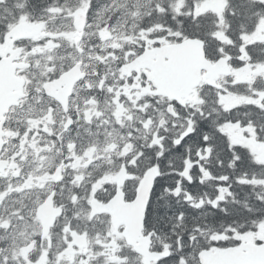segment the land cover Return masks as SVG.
Masks as SVG:
<instances>
[{
    "label": "flooded vegetation",
    "instance_id": "af4514ba",
    "mask_svg": "<svg viewBox=\"0 0 264 264\" xmlns=\"http://www.w3.org/2000/svg\"><path fill=\"white\" fill-rule=\"evenodd\" d=\"M199 1L202 8L193 0L190 13L189 0H34V13L25 9L18 17L71 22L67 53L77 59L29 79L25 23L14 49L0 53L20 49L26 65L19 71L24 98L3 126L0 264H76L72 255L91 249L93 238L105 252L80 264H143L131 259L125 226L113 220L118 205H110L118 194L132 203L147 171L159 167L162 175L163 166L168 170L156 181L145 220L154 249L158 196L171 212L177 203L181 216L214 218L196 226L184 218L193 250L183 264H201L203 251L264 247V14L247 18L234 9L223 18L220 6L212 3V11ZM187 39L201 40L208 62L222 72L203 70L189 98L159 94L152 71L158 50ZM149 51L156 53L145 60ZM57 248L70 257L55 256Z\"/></svg>",
    "mask_w": 264,
    "mask_h": 264
},
{
    "label": "water",
    "instance_id": "95a60500",
    "mask_svg": "<svg viewBox=\"0 0 264 264\" xmlns=\"http://www.w3.org/2000/svg\"><path fill=\"white\" fill-rule=\"evenodd\" d=\"M81 25V23H79ZM20 27L15 28L6 36V42L13 46L12 38H19ZM200 44V45H199ZM199 40H186L182 44L162 49L160 53L168 56L171 62L168 66L154 72V81L159 90L166 94L167 87L174 94L188 95L199 83V74L205 68V55ZM17 55L0 60V151L2 148V126L10 108L16 106L23 98L24 81L17 77L18 69L23 65L15 64ZM71 76V74H69ZM67 75L68 77H70ZM64 78V82L68 80ZM166 81L168 84H166ZM161 83V84H160ZM159 176L158 169L148 172L138 189V196L132 204H124L123 196L119 195L112 203L118 205L115 212L116 226L126 225L125 236L129 245L133 246L138 254L145 258V263L158 261L169 254L150 252V237H143L144 219L155 180ZM123 203V204H122ZM202 264H264V248L244 246L242 249H230L223 252H203L200 255Z\"/></svg>",
    "mask_w": 264,
    "mask_h": 264
},
{
    "label": "rangeland",
    "instance_id": "374dc122",
    "mask_svg": "<svg viewBox=\"0 0 264 264\" xmlns=\"http://www.w3.org/2000/svg\"><path fill=\"white\" fill-rule=\"evenodd\" d=\"M2 1L0 0V14L6 13L5 7L2 5ZM221 7H225L224 2L221 0H207L204 2L205 7H211L210 10L216 9L214 5ZM203 5H200L202 8ZM2 16H0V23H2ZM52 17V16H50ZM37 18V17H36ZM32 22H27L26 18H15L9 19V24L7 30H10L17 23H25L26 24V32L27 37L23 41V44L27 50L26 59L29 65L33 66V71L31 69L28 72L29 79L32 81H37L39 77L48 75L54 71V68L57 66H64L67 62L71 63L75 59H77L76 54L73 52L67 53L68 48L71 46L72 42H70V35L74 31L73 24L71 22H64L65 24H49V20L46 22L40 21L39 18ZM221 25L224 24V21L221 20ZM6 30V31H7ZM7 52L6 47L3 43L0 44V53L4 55ZM57 57H59L57 59ZM92 248L85 250V248L76 251L72 256L76 258V264L82 263L84 260L92 259V257H98L105 252L104 244L100 242L98 239L93 238L92 240ZM98 247V250L96 249ZM84 250V251H83ZM50 249H47V252H50ZM83 252V253H82ZM97 252V253H96ZM109 252L113 253V256L116 255V251L113 249L109 250ZM55 256H63L65 258L70 257L66 253V250H60L59 248L54 251ZM115 253V254H114ZM76 254V255H75ZM100 255V256H98ZM71 256V257H72Z\"/></svg>",
    "mask_w": 264,
    "mask_h": 264
},
{
    "label": "trees",
    "instance_id": "16d2710c",
    "mask_svg": "<svg viewBox=\"0 0 264 264\" xmlns=\"http://www.w3.org/2000/svg\"><path fill=\"white\" fill-rule=\"evenodd\" d=\"M21 1H24V0H21ZM29 1H30L29 5H28V7H30L29 10L32 13H34L31 10V8L34 9L33 4H32V0H29ZM235 1H239V0H235ZM235 9H237L236 13H238L240 16L247 17V18H252V16H255V14H253V11H255L254 6L241 5V6H238V8L235 7ZM4 28L5 27L1 26V23H0V44L3 43V34H4L3 30H4ZM162 171H163V174L166 173V169L164 166L162 167ZM163 174H162V177H164ZM164 204H166V202H164ZM153 209L157 210L156 208H153ZM159 209H161V210H157L158 214H156V212H155V221L156 222H155L154 227H155L156 232H158L157 236H159V233H163V235H165L166 237L169 236V233L167 234L165 232V230H167L169 228L164 229V231L160 232L159 231L160 227H163V228L170 227L171 229H173V231L170 233V234H172L171 240H163V239H159V240L160 241L162 240V243H164L166 246H169L170 249L174 252V254L178 253L181 256L184 255L185 257L189 256L188 250H193L192 249L193 244L191 242L192 237L191 236L188 237L189 229L183 227L184 226V218H186L187 215H189L190 219L191 218L193 219V220L191 219L192 221L189 223L190 226L191 225L196 226L198 224L205 225V224L213 223V220H214V218H211L209 215L197 214V212H195V211H194V213H192V212L184 213V216H181V212L176 211L178 209L177 203H174V211H172L171 213L166 210L167 208L164 205L159 207ZM183 209L184 210H186V209L192 210L190 207H184ZM157 225H158L159 229H157ZM187 243H188V245H187ZM199 248H201V245H199L198 249ZM134 256H136V255H134ZM180 258H184V257H180ZM178 262H180V260L176 261L177 264H178Z\"/></svg>",
    "mask_w": 264,
    "mask_h": 264
},
{
    "label": "bare ground",
    "instance_id": "6f19581e",
    "mask_svg": "<svg viewBox=\"0 0 264 264\" xmlns=\"http://www.w3.org/2000/svg\"><path fill=\"white\" fill-rule=\"evenodd\" d=\"M32 4H33V6L35 5V2H34V0H32ZM28 5L29 4H25V1H20V0H10V4L8 5V7L6 8V10H8V12L6 13V14H9L10 15V19H15V18H18L19 16H21V14L24 12V10L25 9H30V7H28ZM168 169H167V167H166V171H167ZM161 178H162V175L160 174V176H159V178L158 179H160L161 180ZM157 179V183H158V180ZM164 202H166L161 196H158L157 197V199H156V202H155V204H154V206H155V208L157 209V210H161V209H159V207H161L162 205H164V206H166V210L167 211H169L170 213H171V207H170V205L168 204V203H166V204H164ZM165 210V209H164ZM241 213V212H240ZM156 214H158V211L156 212ZM167 214V213H166ZM240 216V214H239V212H237L236 213V218L237 217H239ZM241 217V216H240ZM236 218H234L235 220H237ZM240 219V218H239ZM244 220V219H243ZM240 221V220H239ZM239 221H237V222H239ZM153 228H155L154 226H153ZM167 228H169V229H167ZM157 229H159V227H158V225H157ZM164 229H167V230H165V232L168 234L169 233V236L168 237H166L165 235H163V233H159V236H157L158 237V239H163V240H171L172 239V234H170L172 231H173V229H171L170 227H166V228H163V227H160V229H159V231L160 232H162V231H164ZM155 232H156V230H155ZM156 233H158V232H156ZM156 235H158V234H156ZM151 237H152V235H151ZM151 239V242H152V238H150ZM188 241V240H187ZM187 245H188V243H187ZM189 255H190V252H189ZM173 256V257H172ZM180 257H184L185 258V256L183 255V256H181V255H179L178 253H176V254H174V252L172 251V255H171V258H173V263L174 264H177L175 261H178V260H180V262H178L179 264H183V262L181 261L183 258H180ZM167 259H170V257L169 258H167ZM188 264V263H187ZM192 264V263H191Z\"/></svg>",
    "mask_w": 264,
    "mask_h": 264
}]
</instances>
